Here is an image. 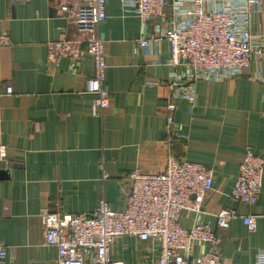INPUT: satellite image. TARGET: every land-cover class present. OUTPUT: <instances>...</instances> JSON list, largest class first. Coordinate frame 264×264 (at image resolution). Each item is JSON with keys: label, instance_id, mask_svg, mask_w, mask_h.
Masks as SVG:
<instances>
[{"label": "crops", "instance_id": "obj_1", "mask_svg": "<svg viewBox=\"0 0 264 264\" xmlns=\"http://www.w3.org/2000/svg\"><path fill=\"white\" fill-rule=\"evenodd\" d=\"M73 2L0 0V35L10 39L9 46L0 47V145L6 148L0 159V247L7 253L0 264H55L56 250L44 245V214L56 203L61 213L91 214L100 200L122 210L130 173L161 172L169 155L213 172L202 213L184 212L179 224L189 228L196 219L207 224L220 235L225 260L254 264L256 249L264 248V171L255 206L235 201L231 190L248 149L264 161V55H252L250 67L236 78L194 82L192 109L184 96L172 100L176 112L168 136V85L186 82L189 72L170 66L166 40L139 46L165 22L155 17L143 26L133 8L107 0L106 20L97 33L104 43V87L111 104L95 117L93 96L85 93L93 75L92 60L82 52L85 35L60 11ZM231 3L217 0L206 9ZM250 32L264 34V0ZM59 42L80 51L77 72L69 56L49 58V45ZM254 45L264 54V40L255 39ZM227 207L238 217L218 231L216 215ZM248 215L256 217L254 233L242 224ZM157 248L151 241L123 237L109 252L123 264H156ZM198 249L195 244L191 256Z\"/></svg>", "mask_w": 264, "mask_h": 264}, {"label": "built area", "instance_id": "obj_2", "mask_svg": "<svg viewBox=\"0 0 264 264\" xmlns=\"http://www.w3.org/2000/svg\"><path fill=\"white\" fill-rule=\"evenodd\" d=\"M217 0H121L124 8H133L140 23L146 26L155 17L165 27L142 38L139 46L147 48L166 40L170 46L169 64L189 72L186 82L173 80L168 85L170 97L165 104L167 135L174 122V99L185 97L194 108V82L204 79L238 77L250 67L253 57L261 58L264 34L250 32L252 17L260 11L261 0H232L231 6L212 9L206 4ZM107 0H74L60 6L61 13L78 32L85 35L82 52L92 60L93 75L86 80L85 93L93 96L92 114L100 117L110 107L111 98L104 87L106 61L104 43L97 29L106 20ZM168 6V7H167ZM168 8V9H167ZM67 42L49 45V58L69 56L75 73L80 51L71 50ZM10 39L0 35V47L9 46ZM81 52V53H82ZM11 94V88H6ZM6 148L0 145V159ZM264 161L248 149L238 167L231 197L246 206H255L262 187ZM105 177V174H104ZM131 188L122 210H111L104 200L91 214L61 213L55 209L41 218L44 245L56 250L55 264H123L110 258V247L123 237L151 241L158 246L156 264H230L219 253L221 237L197 219L189 228L179 224L182 213L199 216L206 194L212 188L211 168L198 163L178 161L169 155L161 172L146 173L139 169L129 175ZM238 214L233 207L221 209L216 215V229L226 230ZM249 233L256 231V217H241ZM197 255L191 256L194 245ZM202 246H209L203 250ZM6 249L0 247V260ZM254 264H264V248H257Z\"/></svg>", "mask_w": 264, "mask_h": 264}, {"label": "trees", "instance_id": "obj_3", "mask_svg": "<svg viewBox=\"0 0 264 264\" xmlns=\"http://www.w3.org/2000/svg\"><path fill=\"white\" fill-rule=\"evenodd\" d=\"M175 141H180V140H177V139H176Z\"/></svg>", "mask_w": 264, "mask_h": 264}]
</instances>
